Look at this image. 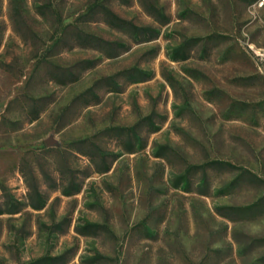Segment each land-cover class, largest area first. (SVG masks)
<instances>
[{"label": "rangeland", "instance_id": "374dc122", "mask_svg": "<svg viewBox=\"0 0 264 264\" xmlns=\"http://www.w3.org/2000/svg\"><path fill=\"white\" fill-rule=\"evenodd\" d=\"M0 264H264V0H0Z\"/></svg>", "mask_w": 264, "mask_h": 264}, {"label": "trees", "instance_id": "16d2710c", "mask_svg": "<svg viewBox=\"0 0 264 264\" xmlns=\"http://www.w3.org/2000/svg\"><path fill=\"white\" fill-rule=\"evenodd\" d=\"M238 210H240L241 208L240 207H237Z\"/></svg>", "mask_w": 264, "mask_h": 264}]
</instances>
